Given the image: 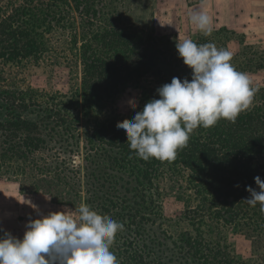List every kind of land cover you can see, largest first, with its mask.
Here are the masks:
<instances>
[{
	"label": "trees",
	"instance_id": "1",
	"mask_svg": "<svg viewBox=\"0 0 264 264\" xmlns=\"http://www.w3.org/2000/svg\"><path fill=\"white\" fill-rule=\"evenodd\" d=\"M125 2L0 0V181L122 223L119 264H264V213L244 201L264 181V86L251 85L235 123L194 130L174 160L140 159L117 123L192 70L121 18ZM236 60L237 71L264 70Z\"/></svg>",
	"mask_w": 264,
	"mask_h": 264
},
{
	"label": "clouds",
	"instance_id": "2",
	"mask_svg": "<svg viewBox=\"0 0 264 264\" xmlns=\"http://www.w3.org/2000/svg\"><path fill=\"white\" fill-rule=\"evenodd\" d=\"M201 0L200 7H205ZM191 25L205 36L213 32L212 18L205 11L193 12ZM191 80L173 77L160 87L159 99L149 101L131 120L117 123L127 135L136 155L148 161L174 160L188 146L194 130L215 126L220 120L235 123L253 102L255 90L247 73L237 71L233 54L214 43L197 44L190 38L176 42ZM136 108L135 100L129 101ZM78 158H73V165ZM259 191L248 187L251 207L264 213V181L255 177ZM73 213H77L73 215ZM22 239L4 232L0 237V264H119L112 247L124 225L82 203L74 211L52 212L30 220Z\"/></svg>",
	"mask_w": 264,
	"mask_h": 264
},
{
	"label": "rangeland",
	"instance_id": "3",
	"mask_svg": "<svg viewBox=\"0 0 264 264\" xmlns=\"http://www.w3.org/2000/svg\"><path fill=\"white\" fill-rule=\"evenodd\" d=\"M246 0H126L118 6L122 19L153 36L160 47L174 59L182 60L177 51L178 38H190L197 44L214 43L217 48H226L233 54L244 53L240 59L264 63V16L249 17L242 10ZM231 6L232 9H227ZM244 9V7L242 8ZM205 11L212 18L213 32L205 36L191 25L189 17L193 12ZM252 86H264V70L247 73ZM128 100L120 99L121 107L128 106ZM78 157V156H77ZM68 210L54 204L46 195L23 194L18 184L0 181V237L4 232L22 239L30 220L40 219L52 212ZM171 209H168V211ZM239 255L250 254V243L243 237L229 235Z\"/></svg>",
	"mask_w": 264,
	"mask_h": 264
},
{
	"label": "crops",
	"instance_id": "4",
	"mask_svg": "<svg viewBox=\"0 0 264 264\" xmlns=\"http://www.w3.org/2000/svg\"><path fill=\"white\" fill-rule=\"evenodd\" d=\"M242 3V0H240ZM244 7V9H242ZM227 9H232L231 6H227ZM242 10L246 13H243L244 16L249 17H260L264 16V0H246L244 6L240 4V13Z\"/></svg>",
	"mask_w": 264,
	"mask_h": 264
}]
</instances>
